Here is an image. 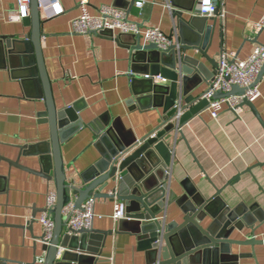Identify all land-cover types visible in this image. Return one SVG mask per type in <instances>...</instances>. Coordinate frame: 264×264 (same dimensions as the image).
Returning a JSON list of instances; mask_svg holds the SVG:
<instances>
[{"label":"crops","instance_id":"obj_1","mask_svg":"<svg viewBox=\"0 0 264 264\" xmlns=\"http://www.w3.org/2000/svg\"><path fill=\"white\" fill-rule=\"evenodd\" d=\"M81 1L60 0L64 15L42 18L43 55L57 109L73 108L66 118L71 120L77 116L83 123L80 131L61 146L70 185L74 180L79 181L81 174L100 159L93 144L107 122H116L118 129H122V124L128 136H134L137 141L157 133L168 123L162 108L140 110L136 104L129 103L132 93L127 75L131 51L127 46L133 44V37L124 35L117 43L115 39L120 34L113 38L75 33L72 23L81 15ZM139 2L142 7L136 5ZM216 2L219 10L215 16L196 13L199 0L192 14L181 11L185 20L195 18V26L191 28L201 30V45L204 47L206 43L207 46L209 60L195 50L182 55L190 59L187 67L192 76L188 92L197 99L207 92L221 54L232 53L238 60L246 61L257 46L264 45V29L258 30L264 16V0ZM129 3H133L128 14L130 20L141 24L143 29L159 28L180 42L178 18L174 14L180 9L173 8L169 0H88L87 7L94 16L104 6H114L128 13ZM16 8L13 1L0 0V36L24 39L29 34L30 29L23 26L22 21H10ZM6 61L0 56V258L11 261L6 264H33L35 261L41 264L45 253L39 242L43 233L40 220L55 185L10 165L6 159L16 162L21 146L37 147L35 150L49 155L43 151L50 140V130L40 116V112L45 111V101L27 96L22 81L12 78L10 63ZM156 82L169 84L161 79ZM257 89L261 95L254 105L264 122V77ZM177 133L175 137L166 138L173 149V163L168 173L171 189L178 192L180 183L188 178L208 198L214 195L215 188L223 189L240 175L231 187L224 188L223 200L231 208L239 203L248 207L258 203L264 209V129L250 108L245 107L239 117L225 108L215 120L206 107L184 126L185 140ZM19 164L38 171L39 156L33 159L20 156ZM248 168H252L251 173H245ZM116 201L97 200L93 227L99 231L112 230L114 235L88 237V253L99 251L102 264H145L144 253L137 251L136 237L116 234L117 223L112 216ZM33 214L37 222L29 230ZM178 214L176 205H170L166 222H180L182 218ZM22 226L26 228H17ZM250 237L249 231L235 232L232 239L247 241ZM257 239L264 240V227L257 232ZM231 248L233 255L243 256L238 264H264L261 246L254 247L255 257L251 254L252 246L234 244ZM63 251L60 248L58 260Z\"/></svg>","mask_w":264,"mask_h":264},{"label":"water","instance_id":"obj_2","mask_svg":"<svg viewBox=\"0 0 264 264\" xmlns=\"http://www.w3.org/2000/svg\"><path fill=\"white\" fill-rule=\"evenodd\" d=\"M169 2L173 8L180 9L174 12L178 18L179 46L161 51L154 44H143L141 37L133 35H129L134 39L133 44L127 46L131 51V67L127 75L132 93L129 103L136 104L140 110L162 108L168 123L157 133L137 141L134 136H128L122 124V129H118L116 122H107L93 144L100 153V159L81 174L79 181L74 180L73 185L68 182L61 146L80 131L83 123L77 116L71 120L66 118L67 114H72L73 108L57 109L43 55V25L38 0H31L30 16L22 20L23 26L30 29L24 39L0 36V56L3 62L7 60L10 63L12 78L22 81L28 97L45 101V111L40 112V116L49 125L50 140L45 144L43 153L50 156L35 150L37 147L19 148L21 157L33 159L39 156L38 171L20 165V156L16 162L6 159L10 165L55 185L57 204L51 212L55 227L48 245L42 242V235L39 239L45 253L41 264H102L99 251H94L92 255L88 253L86 240L94 234L107 238L114 235L113 231H99L93 227L89 231L75 232L73 236L64 235L63 210L71 199L75 200L78 209L92 199L124 202L127 217L116 224V234L128 233L136 237L137 251L144 253L145 264H238L243 256L232 254L234 244L252 246L253 257L256 256L255 246L264 248V240L257 239V232L264 227V209L258 203L249 207L239 203L231 208L221 196L224 188L231 187L240 179V175L223 189L215 188L214 195L208 198L188 178L180 183L181 190L178 192L171 189L168 173L173 163V149L166 138L175 137L177 130L181 129L177 134L185 140L184 126L208 107L206 100L197 99L188 92L192 76L187 67L190 59L182 55L195 50L209 59L206 43L204 47L201 45V30L191 28L195 26V18L188 21L183 17L184 12L192 14L196 0ZM131 4L127 8L128 14L132 10ZM94 35L112 37V32ZM124 35L127 34L120 35L115 41L120 43L119 38ZM215 64L217 68L218 64ZM260 72L255 86L263 80L264 65ZM158 78L169 84H157ZM245 92L233 86L228 95L217 94L215 98L243 96ZM178 104L186 111L180 119L173 121L178 113ZM245 107L251 109L264 129V122L254 102L245 99L240 108ZM251 170L248 168L245 173H251ZM170 205L178 208V215H182L179 216L182 218L180 222H166ZM32 218L29 230L37 222L35 214ZM17 228L24 229L26 226ZM245 231L251 233L247 241L232 239L235 232ZM60 248L64 251L58 260ZM0 262L6 264L11 261L0 258ZM33 264H37V261Z\"/></svg>","mask_w":264,"mask_h":264},{"label":"built area","instance_id":"obj_3","mask_svg":"<svg viewBox=\"0 0 264 264\" xmlns=\"http://www.w3.org/2000/svg\"><path fill=\"white\" fill-rule=\"evenodd\" d=\"M16 3L17 10L10 16V21L17 22L30 16L31 0H10ZM41 17L52 19L64 15L65 9L62 7L60 0H38ZM88 0L80 2L81 15L76 18L72 25L75 33L82 36H93L94 33L102 35L105 31L112 32V37L116 38V34H127L135 37H141L147 44H154L161 51H168L173 46H179V42L174 40L172 35H166L159 28H145L142 25L129 19L128 13L114 6H104L99 11L98 15H91L87 7ZM142 7V3L136 4ZM219 10V5L216 0H199L196 13L201 16H215ZM223 16V15H222ZM264 29V16L261 24L258 25V30ZM264 65V45L257 46L251 53V56L246 61L238 60L232 53H223L220 55V60L215 71L207 92L200 100L208 102V111L212 119L217 120L225 108L231 109L238 117L243 112L240 105L246 99L254 102L260 97V92L257 89L258 84L255 83L260 75V71ZM159 79V78H158ZM233 86H238L240 89L246 90L243 96L234 95L228 98H215L217 94L228 95ZM254 86V87H252ZM177 116L173 121H177L186 110L177 105ZM181 129L177 130L179 133ZM46 212L42 213L41 224L43 227L44 244H49L53 238L54 219L51 212L54 210L57 200L56 193H50L47 197ZM97 200L92 199L84 204L81 208H77L75 200L71 199L64 210L63 217L65 218L64 235L73 236L75 232L81 230H92L94 225L95 205ZM113 219L116 223L125 219L126 204L117 200L114 205ZM43 260L40 261V263Z\"/></svg>","mask_w":264,"mask_h":264}]
</instances>
